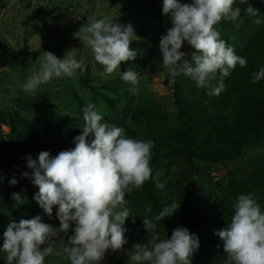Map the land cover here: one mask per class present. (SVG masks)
Listing matches in <instances>:
<instances>
[{
	"label": "clouds",
	"instance_id": "1",
	"mask_svg": "<svg viewBox=\"0 0 264 264\" xmlns=\"http://www.w3.org/2000/svg\"><path fill=\"white\" fill-rule=\"evenodd\" d=\"M235 2L164 0L162 11L170 16L172 26L160 38V66L167 70L170 80L184 75L195 81L198 88H209L211 95H219L225 87L223 78L229 71L237 64L246 66V59L227 46L215 28L222 20L235 21L240 17L241 9L233 8ZM239 2L248 5L247 14H258L248 0ZM255 22L259 24L260 20ZM134 36L131 24L121 25L107 15L99 19L88 17L74 33L104 67L102 74H112L122 62L135 60L137 53L130 47ZM185 41L195 49L190 59L181 51ZM36 64L39 71L29 76L23 85L25 91H35L53 78H73L77 72L84 75L87 68L83 57L77 60L66 55L59 59L50 51H43ZM218 70L221 82L213 86L211 81L216 79ZM252 76L253 84L264 80V68L254 71ZM120 78L131 85L130 90H138L137 72L128 69ZM102 121L103 115L96 104L88 103L83 108L80 126L83 131L74 138V148L55 156L42 151L37 159L27 157V167L32 171L22 175L38 187L34 199L50 219L56 207L60 226L54 228L43 222L40 215L10 222L0 247V252L6 254V264H44L45 257L54 251L52 237L60 233L68 235L70 229L73 233L68 238L70 246L62 250L70 264H100L109 249L115 252L127 243L123 225L130 213L123 207L127 203L125 196L133 189H141L151 178L154 145L151 141L127 138L123 128ZM10 183L16 185L18 181L13 178ZM156 187L162 189L164 184L157 181ZM12 195L18 203L22 202L19 193ZM178 208L173 203L153 220L143 218L150 239L148 244L134 245L129 256L131 264H192L190 257L200 246L197 235L186 227H179L170 238L161 239L155 231V221L173 215ZM233 208L228 227L217 232L227 256L225 264H264V212L250 195L244 194L238 196ZM146 211L150 213L151 208Z\"/></svg>",
	"mask_w": 264,
	"mask_h": 264
},
{
	"label": "rangeland",
	"instance_id": "2",
	"mask_svg": "<svg viewBox=\"0 0 264 264\" xmlns=\"http://www.w3.org/2000/svg\"><path fill=\"white\" fill-rule=\"evenodd\" d=\"M136 1L139 6L146 2ZM180 2L182 3V0ZM162 9L163 4L155 13L149 15L153 35L149 30L143 35L141 28L144 21L127 19L125 7L114 5L110 0H13L8 8L0 11V162L6 160L7 144L13 138L18 139L20 149L31 152L32 156H38L39 151L42 152L43 149L55 156L60 151L74 148V138L70 132L77 131L82 134L83 129L80 126L83 125V108L88 103L96 104L103 115L102 122L130 130H133L132 115L142 103L157 101L172 106L174 83L178 77L170 80L167 70L160 66V38L172 26L171 22L163 17ZM105 15L121 25L131 24L136 35L130 44L131 49L137 53L135 60L122 62L120 68L112 74H102L104 67L95 61L91 49L74 37V33L87 22L88 17L99 19ZM43 51H50L59 59L65 58L66 55L77 60L83 57L87 63L85 74L94 79L89 83L83 82L80 79L83 75L77 72L78 78H53L49 83L39 85L35 91H25L23 85L29 76L39 71L36 60ZM181 51L187 53V58L190 59L195 49L185 41ZM128 69L138 73L137 91L130 90L131 85L120 78L122 72ZM101 82L114 84V93L100 90L111 97L112 107L93 90ZM19 101L40 106L51 103L56 108L59 119L48 114L19 111ZM91 139L89 138V142ZM45 140H49L48 145H45ZM61 144L69 147L63 149ZM46 147L50 149H45ZM19 152L24 154L21 150ZM249 157L251 155L240 164L241 168L247 166ZM26 158L25 155L19 156L21 160L27 161ZM25 161L19 163L23 165L14 167V171L17 170L19 175L16 177V186L21 188L25 203L19 208L12 206L9 198L5 196V189L0 188V247L3 245V233L12 221L18 223L22 219H32L40 215L43 222L54 228L60 226V221L56 218V207L53 208V218L50 219L35 201L34 196L39 189L30 179L23 177L24 172L32 171ZM235 168L233 163L217 164L211 167V174L217 181L226 180ZM171 180L173 186L163 189V201L166 207L173 203L177 208L180 207L171 215L176 219L174 226L162 220L155 221V231L161 239L170 238L174 229L187 226L193 202L189 184L185 182L179 187L174 182L176 178ZM125 199L127 203L123 207L130 213L123 225L127 243L118 251L109 249L100 264H131L129 256L134 251V245L148 244L150 239V233L143 225V218L153 220L156 216L152 209L150 213L146 211V208H151L150 202L135 189L126 193ZM17 209L21 212L17 213ZM229 223L197 235L200 246L190 257L192 264H209V258L211 264H225L227 256L223 241L217 232L227 228ZM72 234L70 229L68 235L60 233L52 237L55 243L54 251L45 257L44 264H70L62 250L70 246L68 238ZM5 258L6 254L0 252V264H6Z\"/></svg>",
	"mask_w": 264,
	"mask_h": 264
},
{
	"label": "trees",
	"instance_id": "3",
	"mask_svg": "<svg viewBox=\"0 0 264 264\" xmlns=\"http://www.w3.org/2000/svg\"><path fill=\"white\" fill-rule=\"evenodd\" d=\"M12 1L0 0V11L8 8ZM110 1L125 7L127 19L144 21L143 35L148 30L154 34L149 15L155 13L164 0H146L142 6L136 0ZM190 2L192 0H182V3ZM248 3L258 11L257 15L247 14L248 5L236 0L233 8L241 9L240 17L235 21L222 20L215 26L227 46L247 61L245 67L237 64L223 78L224 90L219 95H211L209 88H198L190 77L181 75L174 83L172 106L157 101L144 102L132 115L133 130L123 128L125 137L151 141L154 145L151 149V178L141 189L135 190L148 199L153 213L158 215L166 207L163 189L173 186L171 178H176L174 182L179 187L188 183L193 202L186 227L195 235L231 222L233 204L241 194L250 195L264 212V80L251 83L252 73L264 68V0H248ZM163 17L171 22L170 16ZM257 19L259 24L255 22ZM80 79L89 83L94 78L84 74ZM220 82L218 70L211 84L219 86ZM113 85L112 82H101L93 88L111 107V97L100 90L114 93ZM18 108L19 111L48 114L59 119L51 103L40 106L19 101ZM70 133L73 138L80 135L77 131ZM62 146L63 149L69 147ZM20 147L18 139L13 138L7 144L6 160L0 162V188L5 189L10 204L17 208L25 203V199L21 188L10 183L19 176L14 167L23 165L19 164L25 161L19 159L21 155L38 158ZM248 155L251 157L247 159V166L241 168L240 164ZM227 163H233L235 170L226 180L217 181L211 174V167ZM157 181L163 183L164 188L158 189ZM13 193L21 195V203L13 199ZM16 212L21 211L17 209ZM162 221L173 226L176 223L172 216ZM207 263H212L210 258Z\"/></svg>",
	"mask_w": 264,
	"mask_h": 264
}]
</instances>
